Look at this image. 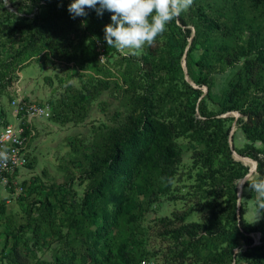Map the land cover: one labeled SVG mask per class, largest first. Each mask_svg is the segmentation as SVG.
<instances>
[{
  "label": "trees",
  "instance_id": "trees-1",
  "mask_svg": "<svg viewBox=\"0 0 264 264\" xmlns=\"http://www.w3.org/2000/svg\"><path fill=\"white\" fill-rule=\"evenodd\" d=\"M71 2L29 0L24 5L31 17L7 11L9 20L18 19L15 24L0 17V38H7L0 46L8 42L14 49L8 53V48H0V73L10 80L29 58L69 62L78 61L79 53L82 66L88 60L99 72L94 42L101 40L109 53L106 58L116 56L120 79L90 76L68 87L58 103L50 102L51 118L55 112L62 123H77L103 92L118 100L119 107L114 123L97 131L96 143L86 147L85 139L77 138L72 144V151L83 150L84 158L67 160L74 168L81 166L76 179L73 169L67 172L68 189L60 183L48 185L47 192L34 199L38 214L32 216L34 203L28 204L27 220L10 233L3 231L0 262L26 264L34 256L32 249L54 237L64 252L74 253L72 264H149L141 223L153 204L169 201L185 205L158 220L175 243L172 264H185L190 255L200 264H231L232 259L235 264H264V216L253 226L245 218V202L237 205V181L249 166L232 154L256 160L264 177V0H194L157 37L164 46H147L140 56H121L107 45L104 26L111 23L110 12L98 16L95 9L86 8L82 26L77 17L71 18ZM182 57L196 87L185 79ZM221 72L215 89V74ZM234 110L240 113L237 118L222 116ZM3 115L0 108V125L8 123ZM233 122L242 134L241 145L231 132ZM26 165L31 166L30 161ZM75 180L86 185L81 196L72 187ZM245 181L242 196L245 190L256 199ZM58 204L60 224L54 220ZM195 211L203 213L200 220L191 219ZM26 231L29 237H24ZM252 231L260 232L259 243H254ZM7 235L12 239L9 247ZM66 262L56 254L52 261L36 259L34 264Z\"/></svg>",
  "mask_w": 264,
  "mask_h": 264
},
{
  "label": "rangeland",
  "instance_id": "rangeland-1",
  "mask_svg": "<svg viewBox=\"0 0 264 264\" xmlns=\"http://www.w3.org/2000/svg\"><path fill=\"white\" fill-rule=\"evenodd\" d=\"M28 2L29 0H1V20L9 21L10 24L16 23L18 19L13 16V19L9 20L10 14H8V12H12L23 17H31L32 12H26L27 7L24 5ZM82 19L83 17H77L78 23H81ZM19 23H23V21L21 20ZM177 23L180 25L179 21H177ZM189 26L191 27L192 35L194 33V28L193 26H191V24H189ZM1 38L0 42L7 39L6 37ZM14 38L16 44L20 36L17 35ZM190 39L191 36L188 38V40ZM99 41L102 42V51L95 46L94 42V48L97 54V59H95V67H99L101 69V71L99 72L92 68V64L88 60L86 62L87 66H82L79 62V60L82 58V54L79 53L78 56L80 57L78 58V61L76 60L69 62L60 60L57 57H52L51 60L47 59V61L45 62L42 59V56L29 58L25 61V64L16 67L15 72L12 73L15 77L11 78L10 80H8V76L2 75L0 73V108H3V120L5 122L15 124L18 121L13 115L14 107L11 103L12 99L15 97L21 96L27 103L42 104L44 106H48L49 109L48 116L31 118L32 128H34V135H32V138L29 142L28 161H30L31 166L26 165L20 168L14 175L15 182H17L16 186L18 187V191H14L12 187L0 185V206L4 205L6 208V213H4L3 215L0 214V249L3 246L2 242L5 235L3 231L8 230L10 233L12 229L16 228L20 223H24L27 220L28 214L26 213V207L28 206V204L32 205L34 203V199L36 200L37 198H39V196H41V194L47 192L48 185L51 184L54 186H58V184L60 183L64 188L68 189V184L65 182L68 179L67 177H65L67 172H70L73 169L74 179H76L77 176L81 173V166H76L74 168L73 165L69 161H67L70 159L74 160L75 157L79 160H83L84 158L81 155V152L83 150L77 152L72 151V144L76 142L77 138L85 139L86 147H88L90 144H94L98 141L96 133L97 131H99L102 125L114 123L113 115L115 114L116 108L119 107V102L118 100L114 101L112 97H110L108 93L105 92L101 93L96 100L91 102L89 109L85 113L82 112V114L80 115L81 120L77 123H75V119L62 123L60 118L56 117L57 113L55 112L53 118H51L53 111L50 107V102L58 103L61 94H63L68 87L79 85L80 81L87 80L90 78V76L102 78L104 74L106 76V79L112 82L118 81L120 79L118 77L119 68L116 67L115 63L116 56L106 58L108 57L109 53H105L103 41ZM8 45L9 44L7 42L5 46H0V48L2 47L3 50H6L8 48ZM155 46H161L160 48L164 46L162 38L155 41L152 47ZM145 48H147V46ZM7 50L8 53L14 52V49L10 50L8 48ZM142 51L135 55L140 56ZM117 52L121 56L125 55L118 50ZM99 54L103 55V60H101V55L99 56ZM183 57L181 61L182 68L183 64H185V59ZM0 59H2V55H0ZM75 71L78 74L75 73ZM222 75V72L220 74H215V89L218 88ZM184 76L185 79L187 77L188 80H186L194 87L197 86L189 79L187 69L186 72L184 71ZM201 87L204 92L207 90L205 85H202ZM106 102L108 103V106L104 110L102 109V107L103 105L105 106ZM226 115H232L237 118L238 116H240V113L234 110L222 114V116ZM234 131L238 144L241 145L243 137L240 130H237V124L235 122H233L231 128V132ZM229 144H232L231 138L229 139ZM87 149H85V153L88 154L89 150ZM235 152L233 151L232 153L233 157L243 164L248 165L249 169L252 170L248 172L243 178H245V180L254 179V159L251 160L252 158L250 159V157L247 158L237 156ZM66 163L68 164V166L66 165ZM60 167L63 168L62 171L60 170ZM242 179H239L237 181V191L240 188V198H237V200L238 202L239 200L245 202V218L250 223L254 218L255 199L249 198L248 191L245 190L244 195L242 196L243 186H240V184L242 183ZM39 184H41L42 187H38ZM72 187L73 189H77L79 192L78 195L81 196L86 188V185L84 183H78V180H75L72 183ZM31 190L34 191L32 193H29ZM19 198L22 199L19 200ZM76 200V202H79L78 199ZM238 202L237 205L240 204V202ZM58 205L59 206L55 208L56 211L54 220L56 223L60 224V217L62 213H60L61 205ZM35 206L36 204L34 203L31 214L32 216H36L38 214L36 209L34 208ZM184 206L185 205L182 202L173 203L169 201L155 203L151 206L141 223L145 228V232L142 236V246H145V249L148 251V259H146V263H173V247L175 243L172 242V238L168 232L167 227L165 228L164 224H160L158 220L163 216H170L172 210L181 209ZM202 215V212L195 211L191 216V219L200 220L202 218ZM69 217L67 216V218ZM258 222L250 224L255 226L256 224H258ZM64 224L67 225L68 220H64L63 225ZM30 234V232L26 231L24 237H29ZM250 234L254 239V243L260 242L259 231H252ZM7 239V247H9L12 240L10 235H7ZM61 247H63L61 241H57L56 239H54V237H48L44 245L31 250L34 253V256H32V259H28L26 264H34L36 259L52 261L54 260L56 254L62 257L65 256L67 258V262L65 264H72L71 258L74 257V253H72V251L64 252ZM24 255L27 258H31V253H28V251H25ZM68 260L70 261L68 262ZM186 261L187 262L185 264H200L194 263V259L193 257H191V255L187 258ZM0 264L6 263L0 262ZM231 264H235V261L233 259L231 261Z\"/></svg>",
  "mask_w": 264,
  "mask_h": 264
},
{
  "label": "clouds",
  "instance_id": "clouds-1",
  "mask_svg": "<svg viewBox=\"0 0 264 264\" xmlns=\"http://www.w3.org/2000/svg\"><path fill=\"white\" fill-rule=\"evenodd\" d=\"M193 4L194 0H72L68 11L75 19L86 17V8L95 9L98 16L107 10L111 13V23L104 26L105 42L125 55H135L152 46L167 31L168 24ZM85 25L82 21V26ZM10 159L9 149L0 148V167L6 166ZM245 182L256 194L254 218L250 222L256 223L264 216V177L260 176L258 167L254 179Z\"/></svg>",
  "mask_w": 264,
  "mask_h": 264
},
{
  "label": "built area",
  "instance_id": "built-area-1",
  "mask_svg": "<svg viewBox=\"0 0 264 264\" xmlns=\"http://www.w3.org/2000/svg\"><path fill=\"white\" fill-rule=\"evenodd\" d=\"M98 41H95V46L102 51V42ZM99 56L103 60V55ZM11 103L13 115L18 121L0 126V148L7 147L11 154L7 165L0 167V185L12 187L17 192L14 175L26 166L29 159V142L34 135L31 118L48 116L49 109L48 106L27 103L21 96L13 98Z\"/></svg>",
  "mask_w": 264,
  "mask_h": 264
},
{
  "label": "water",
  "instance_id": "water-1",
  "mask_svg": "<svg viewBox=\"0 0 264 264\" xmlns=\"http://www.w3.org/2000/svg\"><path fill=\"white\" fill-rule=\"evenodd\" d=\"M183 68H184V71L186 72L185 64H183ZM186 79H187V77H186ZM187 80H188V79H187ZM231 147H232V144H231ZM234 152H235V151H234ZM235 154H236L237 156L246 157V156L239 155V154H237L236 152H235ZM254 162H255V164H254V166H253V169L255 170L257 162H256V160H254ZM250 171H252V170L249 169L248 172H250ZM244 180H245V178L242 179V183L240 184V186H243ZM241 188H242V187H241ZM237 197H238V199L240 198V188H239L238 191H237ZM238 203H239V202H238ZM238 217H239V215H238Z\"/></svg>",
  "mask_w": 264,
  "mask_h": 264
},
{
  "label": "bare ground",
  "instance_id": "bare-ground-1",
  "mask_svg": "<svg viewBox=\"0 0 264 264\" xmlns=\"http://www.w3.org/2000/svg\"><path fill=\"white\" fill-rule=\"evenodd\" d=\"M253 160V159H252ZM254 161V160H253Z\"/></svg>",
  "mask_w": 264,
  "mask_h": 264
}]
</instances>
